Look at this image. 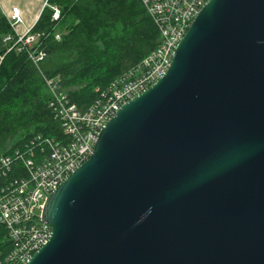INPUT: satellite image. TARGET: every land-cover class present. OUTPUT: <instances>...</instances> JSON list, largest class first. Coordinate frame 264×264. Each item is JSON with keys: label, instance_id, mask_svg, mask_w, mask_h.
<instances>
[{"label": "water", "instance_id": "water-1", "mask_svg": "<svg viewBox=\"0 0 264 264\" xmlns=\"http://www.w3.org/2000/svg\"><path fill=\"white\" fill-rule=\"evenodd\" d=\"M43 221L27 264H264V0H209Z\"/></svg>", "mask_w": 264, "mask_h": 264}, {"label": "built area", "instance_id": "built-area-1", "mask_svg": "<svg viewBox=\"0 0 264 264\" xmlns=\"http://www.w3.org/2000/svg\"><path fill=\"white\" fill-rule=\"evenodd\" d=\"M208 1L140 0L159 31L158 47L124 71L86 110L73 103L60 79L48 76L41 66L48 56L38 46L43 34L35 32V26L23 33L19 31L24 22L19 7L6 14L11 31L3 39L5 51L25 53L38 70L50 94L49 106L62 123L65 139L35 137L25 152L13 150L10 155L0 156V224L12 243L8 254L0 257V264H27L50 241L52 228L43 221L49 195L90 158L101 130L122 106L167 73L176 49ZM50 8L53 19L59 20V7ZM3 59L0 56V65Z\"/></svg>", "mask_w": 264, "mask_h": 264}, {"label": "trees", "instance_id": "trees-1", "mask_svg": "<svg viewBox=\"0 0 264 264\" xmlns=\"http://www.w3.org/2000/svg\"><path fill=\"white\" fill-rule=\"evenodd\" d=\"M59 20L46 7L35 32L42 33L41 64L59 78L71 100L86 110L127 69L139 64L159 44V31L140 0H51ZM5 36L11 29L0 20ZM60 35V39H56ZM0 156L24 150L35 137L64 140L61 121L49 106L50 94L25 53L0 54ZM12 246L0 224V257Z\"/></svg>", "mask_w": 264, "mask_h": 264}, {"label": "crops", "instance_id": "crops-1", "mask_svg": "<svg viewBox=\"0 0 264 264\" xmlns=\"http://www.w3.org/2000/svg\"><path fill=\"white\" fill-rule=\"evenodd\" d=\"M0 0V20L6 19V14L13 7H19L24 19L23 24L19 27V31L23 33L27 28L35 26L46 7H50L51 0ZM7 21V20H6ZM4 35L0 30V54L5 50Z\"/></svg>", "mask_w": 264, "mask_h": 264}, {"label": "bare ground", "instance_id": "bare-ground-1", "mask_svg": "<svg viewBox=\"0 0 264 264\" xmlns=\"http://www.w3.org/2000/svg\"><path fill=\"white\" fill-rule=\"evenodd\" d=\"M61 124H62V123H61ZM62 128H63V126H62ZM27 146H29V144H28ZM27 146H26V147H27ZM26 147H25L24 150L21 149L20 152H22V153L25 152V151L27 150ZM17 151H18V150H17Z\"/></svg>", "mask_w": 264, "mask_h": 264}, {"label": "rangeland", "instance_id": "rangeland-1", "mask_svg": "<svg viewBox=\"0 0 264 264\" xmlns=\"http://www.w3.org/2000/svg\"><path fill=\"white\" fill-rule=\"evenodd\" d=\"M1 56V55H0ZM4 258V257H3Z\"/></svg>", "mask_w": 264, "mask_h": 264}]
</instances>
